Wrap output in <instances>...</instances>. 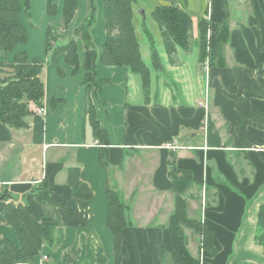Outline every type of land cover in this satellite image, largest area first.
Returning <instances> with one entry per match:
<instances>
[{"label": "crops", "instance_id": "obj_1", "mask_svg": "<svg viewBox=\"0 0 264 264\" xmlns=\"http://www.w3.org/2000/svg\"><path fill=\"white\" fill-rule=\"evenodd\" d=\"M18 1L20 21L25 27L29 14L24 10V0ZM49 1L62 16L63 0H56V3L39 0L41 23L32 40L39 44L40 50L29 51L31 39L28 38L26 48L17 45L13 52L4 53L8 64L13 62L14 55L22 52L27 62L43 58L42 64L47 62L45 39L48 30L45 29L49 18L56 15L47 14ZM207 1V19L213 29L221 22L223 11L220 0ZM228 1L230 30L223 51V65L205 68V63L199 61L198 20L195 23L192 17L189 52L180 53L177 49L172 64L165 49L163 53L156 52L160 68L155 71L148 67L152 92L148 99L143 95L138 75L123 66L102 65L101 51L96 50L95 77L108 82L100 90L101 104L93 90L90 98L95 119L107 133L108 147L102 149L107 166L99 163L102 147L93 137L84 115V87L80 83L85 77L84 67L77 70V75L73 74V67L65 62L63 54L43 67L39 77L43 84L44 114L32 113L27 117V129L15 130L0 123V196L6 193L36 221H41L42 207L32 190L45 182L52 196L73 214L59 213L61 225L55 229L52 248L43 245L37 256L15 264H42L44 260L64 264L65 256L73 264H95L93 248L108 246L111 239L113 248V238L105 230L106 192L109 189L119 192L126 204L133 192L142 188L146 198L172 199L173 205L168 178L171 157L175 167L190 171L201 183L189 188L198 193V203L191 207L186 202L187 215L200 220L211 231L216 254L211 256L200 243L196 245L195 238L194 243L192 238L189 241L186 238L189 253L198 256L200 264H264L263 247L254 241L258 208L264 203V145L246 150L236 148L235 126V106L243 92L253 84L264 92V45L261 48L264 44V0ZM33 2L31 0L34 13ZM192 5L193 1L188 0L186 10ZM75 17L76 13L73 20ZM73 20L71 28L79 21ZM70 29L55 30L53 35L69 34ZM91 36L93 43L102 47L105 38L100 22L93 30L91 27ZM75 38L81 63L82 44ZM193 49L195 54L190 57ZM164 76L167 77L163 79ZM52 101H57L53 108ZM248 104L251 110L264 116L263 99L251 98ZM247 132L255 140L264 142V130L248 126ZM167 144H173L174 149L166 148ZM130 164L138 173L130 175L129 184L131 182L133 189L126 196L121 189L124 182L119 184L120 175L114 178L113 174L127 170ZM70 168L79 169L80 180L92 192L90 200L79 201L71 196L66 184ZM3 204L0 202V208ZM128 207L132 226L123 230L121 264H160L157 245L167 240L164 223H137L136 218H142L137 217L141 216L142 208L134 212V205ZM159 210L154 208L150 217H159ZM3 239L17 243L13 229L0 214V243Z\"/></svg>", "mask_w": 264, "mask_h": 264}, {"label": "trees", "instance_id": "obj_2", "mask_svg": "<svg viewBox=\"0 0 264 264\" xmlns=\"http://www.w3.org/2000/svg\"><path fill=\"white\" fill-rule=\"evenodd\" d=\"M132 1L134 0H103L105 40L99 58L104 66H123L131 73L138 75L144 90H146L149 86L150 72L141 59L140 45L132 24L133 16L130 8ZM177 1L178 3L169 0L168 4L156 7L150 14L158 25L165 53L171 63L174 61L173 58L178 48L189 52L192 46V18L185 9L188 0ZM220 2L223 18L213 29L204 18H198L197 22L199 61L203 63L205 58H208V67L223 65V51L229 37L228 0H220ZM29 4L30 0H24V10L27 14H29ZM76 10L77 0H63L62 28L66 29L69 26ZM56 11V6L49 1L47 14L54 16ZM19 14L18 0H0V73L3 68L10 69L13 73L7 82H3L5 84L0 81V123L15 130L27 129L26 118L33 113L30 105L42 106L44 95L43 84L39 77L44 67L42 63H39L38 60H33L32 64L26 63L24 52L14 55L11 64H6L4 61V53L13 51L17 45H24L27 40ZM93 21L94 5L91 0L86 21L77 27L73 34L79 38L83 49L85 77L81 86L84 87V115L93 137L102 147L99 153V163L107 166L102 149L108 147V137L106 131L99 127L95 119L94 105L90 98V92L93 90L98 103L101 104L100 90L108 82L95 77L96 56L93 57V53H96V50L91 36ZM209 30L214 34L211 45ZM54 40L51 31L48 30L45 39L46 53L51 50V43ZM207 42H209V46H207ZM207 47L209 48L207 49ZM88 51L91 53H87ZM54 53H63L65 62L73 67L72 73L76 74L80 62L77 46L73 40L58 46ZM151 56L153 66L160 68V61L155 50L152 51ZM251 98L264 100V92L256 84L243 92L235 106L237 110L235 126L238 135L236 148L240 150L259 148L264 145L263 141L255 140L247 132L248 126L264 130V116L250 109L248 101ZM56 103L57 101H52L51 106L54 107ZM168 178L171 181L173 193V212L165 225L167 240L157 245L160 264H200L199 257H193L187 249L184 231L189 229L201 236L203 238L201 248L214 256L216 253L212 247V233L200 220L188 217L186 203L182 195L192 185L200 186L201 183L193 177L190 171L175 167L173 157L168 161ZM66 184L74 199L85 202L91 199L92 192L80 180L78 168L67 170ZM32 195L42 207L41 221H36L21 204H16L9 196H5L0 201L4 203L0 208V214L6 225L13 229L17 239V243L8 239L1 241L0 264H15L31 260L39 254L43 245L52 248L55 229L61 225L59 213L64 212L68 216L73 214L63 202L52 196L45 182L38 184L32 190ZM106 200V227L113 238L114 264H121L123 230L132 226L129 219V207L123 202L120 193L112 189L106 192ZM254 241L264 250V203L258 208ZM64 260L68 262L67 264L71 262L67 256L64 257ZM104 261V256L97 249L96 264H104ZM42 264L51 263L44 260Z\"/></svg>", "mask_w": 264, "mask_h": 264}, {"label": "rangeland", "instance_id": "obj_3", "mask_svg": "<svg viewBox=\"0 0 264 264\" xmlns=\"http://www.w3.org/2000/svg\"><path fill=\"white\" fill-rule=\"evenodd\" d=\"M54 1L56 3V0H54ZM173 1L178 3L177 0H173ZM192 1H193L192 7L188 8V11L187 10L186 11L188 13L189 12L191 13V14L190 13L189 14L191 15V18L192 17L194 18L193 22L196 23L198 18H204L206 21H208V19H207L208 8L206 10L205 4H207V7H208L209 2L207 0H192ZM77 2H78V0H77ZM92 3L94 5V21H93V25H92V30L96 27L97 23L100 22L103 26V39H104L105 38V21H104V17H103V0H92ZM168 3H169V0H134L130 4L132 16H133L132 24L134 26L135 35H136L137 40H138L139 45H140L141 59L146 64V66L150 68V70L154 69L156 71L155 67L152 64V62H153V59L151 56L152 51L155 50V52L158 51L160 53L164 52V47L161 46V43L159 42L161 40V37H160L161 32L158 28L157 23L151 18L150 14L153 11V9H155L156 7L161 6V5H165ZM228 3H229V1H228ZM38 5H39V0H34V2H33L34 13H33L32 8H31V0H30L29 10H28L29 15H28V17H26L27 18L26 26L24 27L26 30V34H27V40H26V43L24 45H19V47L26 48L27 43H28V38L31 39L30 43H29V51H32V50L35 51V50H37V48H38V50H40L39 44L37 45L36 42L34 40H32L33 36H35V34H36V32L40 26V23H41L40 16L38 15ZM185 9H186V7H185ZM89 10H90V0H81L80 4L77 3V10L75 12L76 17L74 18V20L73 19L72 20L74 22H76V20L78 21V19H79V21H78V24L76 23L77 25L75 23H74V25L72 24V28H71L72 22L69 24V26L66 29L62 28V24H61L62 16H61V11H59V10L54 17L49 18L50 20L48 21L45 30H50L52 35H53L55 30L56 31L59 30L61 32V31H67L70 28H71L70 29L71 33L65 34L63 36H55V37L53 35L55 40L51 43L52 47H51V50L47 54V62L44 64V66L46 64H52L54 62V60L57 59L58 56L63 54V53H56V54L54 53L53 54L54 50L58 46H61V45L65 44L71 40H73L75 42V44H77L75 41L76 38L73 34V31L86 21L88 15H89ZM139 10H143L144 19H142L141 15L139 14ZM205 10L207 11V14L205 13ZM193 15H196V16H193ZM203 15H204V17H202ZM196 29H198V28H196ZM68 35H70V38H68ZM208 35H209V37H211L210 38V45H211L213 42L214 34H213V32L211 33V31H210L208 33ZM150 40H152V41H150ZM208 41H209V38H208ZM78 44L81 46L80 42H78ZM93 44H94L95 50L99 49V51H101V48H98V47H101V45L96 44V42ZM76 46H78V45H76ZM207 46H209V42H207ZM208 48L209 47H207V49ZM178 50L180 51V53L183 51L180 48H178ZM11 52H13V51H11ZM11 52H9V53H11ZM34 54H35V52H34ZM194 54H195V50L193 49L190 52L189 56L192 57V56H194ZM44 55L46 56L45 52H44ZM35 59H37V58H35ZM43 59H42V61H43ZM205 60L207 62L208 58H205ZM205 60L203 63H205ZM4 61L6 64H8V62H6L7 61L6 58L4 59ZM32 61L33 60H31L30 62H26V63L32 64ZM38 61H39V63H42L41 60H38ZM79 64H80V66L78 67V69L83 70V67H82L83 66V56L81 58V63H79ZM175 64H176V62H174L173 65H175ZM12 74L13 73L10 69L3 68L2 73H0L1 83L5 84L3 82L4 81L7 82V80L10 79V77H12ZM75 75H77V74H75ZM166 77L167 76H164L162 78L164 79ZM160 78H161V76H160ZM82 80H81V82H82ZM140 80H141V78H140ZM165 81H167V79H165ZM141 85H142V83H141ZM142 90H143L144 97L146 99H148L149 96H151V94H152L151 87H150V80H149L148 88L146 90H144L143 85H142ZM91 101H92V99H91ZM126 169L127 170L122 171V172L116 171L115 174H113V175H114V178H116L118 175H120L119 176L120 177L119 178L120 179L119 184L124 182V185L123 184L121 185V189L124 191V194L127 196V195H129V193L133 189V186L130 185L131 182L129 184V177L131 174L138 173V170L136 167H133L132 164H130L129 167L127 166ZM197 195H198V193L196 191H191V190L189 191V189H188L182 195V197L184 198L185 203L188 201V204L191 207H196V205L198 203V199L196 198ZM194 201H196V202H194ZM190 202H191V204H190ZM129 204L131 206L134 205V207H133L134 212L140 211V209H138V207L142 208L141 216H139V214L137 216V217H142V218H136V220H135L137 223H140V224H145L149 221H152L153 223L162 222V223H164V225H166L168 222V218L170 217V215L173 212L172 199H167V198L160 199V198H149V197L146 198L144 196V190L142 191V188H137L136 191L133 192L130 199H128L126 201V205L129 206ZM186 207H187V203H186ZM154 208L160 209L159 213H158L159 217L157 216L156 219H152L150 217L152 214V210ZM128 211L130 214V212H131L130 207H129ZM105 230L108 233V235L110 236V233L107 231V229H105ZM184 233H185V237L187 238L188 241H189V238H192V242L194 243L193 238H195L196 239L195 244L197 245L200 243V247L202 246L201 241L203 240V238L201 236L197 235L196 233H194L192 230H189V229H185ZM198 240H199V242H198ZM111 243H112V239H111L110 244L108 246H104V245L99 244L100 247L97 248L101 251V254L104 256V259H105L104 264H108V263L113 264V262H114V252H113V248H112ZM95 249L96 248H93L94 253L97 250V249L96 250ZM63 262H64V264L68 263L65 260H63ZM50 263L55 264V262L53 260H51ZM70 264H73V261L70 262Z\"/></svg>", "mask_w": 264, "mask_h": 264}, {"label": "built area", "instance_id": "obj_4", "mask_svg": "<svg viewBox=\"0 0 264 264\" xmlns=\"http://www.w3.org/2000/svg\"><path fill=\"white\" fill-rule=\"evenodd\" d=\"M205 68H208V65H207V62L205 61ZM31 110L32 112L37 115V116H41L44 114L45 112V109L42 107V106H34V105H31ZM204 108L207 109V105H204ZM166 148L168 149H174V145L173 144H167L166 145Z\"/></svg>", "mask_w": 264, "mask_h": 264}, {"label": "water", "instance_id": "obj_5", "mask_svg": "<svg viewBox=\"0 0 264 264\" xmlns=\"http://www.w3.org/2000/svg\"><path fill=\"white\" fill-rule=\"evenodd\" d=\"M90 2H91V0H90ZM139 14L141 15L142 19H144V12H143V10H139ZM87 53H91V51H88ZM95 56H96V53L94 52V53H93V57H95ZM5 196H7L6 193H5V194H2V195L0 196V201H2V200L4 199Z\"/></svg>", "mask_w": 264, "mask_h": 264}]
</instances>
